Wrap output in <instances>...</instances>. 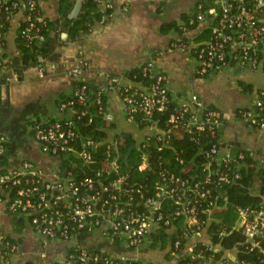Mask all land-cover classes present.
<instances>
[{
	"label": "trees",
	"instance_id": "obj_1",
	"mask_svg": "<svg viewBox=\"0 0 264 264\" xmlns=\"http://www.w3.org/2000/svg\"><path fill=\"white\" fill-rule=\"evenodd\" d=\"M199 1L203 3L201 8L197 4ZM256 1L246 0L248 6H254ZM71 4L72 0H59V12L64 14ZM101 4L102 0H84L79 15L71 20L68 33L75 37L81 32L91 31L97 21L102 19L105 14L112 12L111 6L103 9ZM212 4V0H198L189 11L183 12L181 21L173 19L164 22L161 25V30L163 32L177 31L179 38L174 41L175 46L190 49L197 57L198 46L195 47L191 44L213 39L215 37L213 25L218 22L220 17L205 16L204 18L208 19L207 25L194 37H189L186 32L196 28L202 21L198 17L200 9L205 14ZM215 6L217 9L220 8L218 4H215ZM17 11L18 7H11L10 9L5 7L0 11V30L3 32L0 37L1 44H5V33L11 26L12 19ZM33 18L36 25L41 28L40 32L44 33L46 38L52 30L58 27L59 19L45 15L41 5H37ZM27 24L28 21L23 17L17 35L18 47L23 53L22 57L25 63L31 61L45 49L44 45L39 43L35 37H28L22 33ZM147 62L133 67L129 73L131 82L121 84L119 88L121 97L135 93L134 98L138 104L137 109L133 111L130 110L131 104L125 106L126 120L130 123L132 129L130 131L117 129L116 117L114 116L113 119L108 120L104 115L103 111L109 110L107 91L102 90L101 87L95 86L93 83L82 80L88 84L85 100L83 102L76 100L71 108L68 107L64 111L65 116L75 119V130L77 131L76 138L71 144L77 150L70 149L64 153L61 159V166L66 171V175L71 171V176L77 182H80L86 176L98 178L97 172L101 170L106 162L104 151L106 150L108 137L112 134L120 141L121 167L119 172L108 173L105 171L104 176L108 174L106 180L114 179L119 175L124 176L121 190L116 191L121 196L119 199L122 205H125V201L133 196L131 205L128 207L133 210L148 211L146 200L149 197L157 196V185L159 183L178 190L183 187L185 198L190 199V206L196 208L198 224L194 225L193 229H196L198 225L205 227V233L210 239V244L217 248L215 250L204 242H197L193 249L194 256L181 255L176 258L177 264H264V237L258 239L259 245L257 247H251L246 235L243 233V229L237 226L241 210H245L246 215L252 218L255 213L264 208V163H261L248 150L242 148L234 149V158L230 159L229 162L225 163L219 160L218 153L212 152L211 149L214 144L218 146L227 145L222 140L220 126L215 128V134L213 135V128L208 123H205L201 128L194 125L188 128L181 121L178 123L169 121L170 114L176 112L186 101L178 102L173 97L169 85L165 109L159 110L157 107H153L151 110L144 109L141 105L142 93H147L156 79L152 71L145 73L144 67ZM227 66H234V59L229 54L225 56L224 65L221 69L212 68L205 74H199L208 76L221 71ZM239 83L245 91L253 89L252 83L242 80ZM257 91L264 101V87L258 88ZM73 93L62 97L59 105L63 100L73 97ZM250 106H239L237 114L242 117V110ZM213 108L221 110L212 103L206 104V110L202 113V116L207 110ZM254 108L258 109L256 105H254ZM261 111L264 114V107ZM131 115L133 118L129 120L128 116ZM221 118L224 122L223 112ZM37 121L39 120H36L33 124V130ZM150 125H155L161 131L167 130L165 135L168 136L161 138V132L151 135L144 134L140 137L133 134L135 130L141 131ZM170 128L171 130L168 132ZM86 137L101 141L94 153L96 160L91 163L84 161L79 155V151L84 148L83 140ZM132 144H134V147L129 151ZM240 152L243 153V157H239ZM144 155L148 158V166L141 170L137 166ZM208 163H210L209 166ZM8 166L5 156L0 155V175L5 173ZM223 174H226V179H220ZM172 175L178 177L179 180L176 181ZM116 192L114 193L117 194ZM176 197L177 195L171 197L168 193L161 194L159 211L164 215V219H169L170 223L166 224L163 219L148 237L151 248L165 251L167 253L166 257L170 261L175 256L173 252L180 253L182 251L188 241L187 236L191 233L187 227L186 217L176 214V211L182 207L175 202ZM7 210L13 217L15 231L18 233L23 232L28 224L34 229L32 215ZM177 241L180 242L178 248L175 247ZM20 242V238L6 237L3 243L4 254L10 255L16 252ZM89 250L99 253L97 264H104L103 260L110 258V256L113 258V254L108 253V251L92 248H89ZM229 250H236V262L226 256V251ZM68 253L75 254L76 249L71 248ZM27 264L35 263L28 262ZM72 264H80V262L75 260Z\"/></svg>",
	"mask_w": 264,
	"mask_h": 264
},
{
	"label": "crops",
	"instance_id": "obj_2",
	"mask_svg": "<svg viewBox=\"0 0 264 264\" xmlns=\"http://www.w3.org/2000/svg\"><path fill=\"white\" fill-rule=\"evenodd\" d=\"M198 0H110L112 12L105 14L89 32L73 37L68 27L73 18L70 13L75 0L64 14L59 12V0H41L44 14L59 19L58 27L42 42L45 49L28 63L18 47L22 13L12 19L5 33V44H0V136L6 145L5 159L9 166L17 165L23 158L36 161L47 177L60 167V160L43 151L36 140L33 124L36 120L60 117L59 101L73 92L76 79L70 73L74 65L81 66L79 78L106 88L109 110L116 117V128L132 130L126 120L124 102L116 86L108 85V78L116 77L118 84L131 82L129 73L135 66L152 60L168 74V85L178 101L189 100L193 93L206 104H214L224 113L222 140L233 149L248 150L264 163V131L249 125L237 114L239 106H246L264 87V73L239 66H227L208 76L198 73V59L190 49L174 44L179 38L175 30L163 32L161 25L189 11ZM106 8L105 3L101 4ZM208 23L204 19L196 28L186 32L196 36ZM253 84L245 91L239 81ZM134 131V130H133ZM147 132L135 130L142 136ZM13 217L5 202H0V264H46L65 260L71 244L64 241H46L28 224L23 232L15 231ZM20 238L16 252H3L6 237ZM201 239L209 243L204 233ZM82 244L92 249H105L115 254H126L156 264H171L166 252L152 249L149 242L128 248L122 241L104 237L82 235ZM236 250L226 251L235 260Z\"/></svg>",
	"mask_w": 264,
	"mask_h": 264
},
{
	"label": "built area",
	"instance_id": "obj_3",
	"mask_svg": "<svg viewBox=\"0 0 264 264\" xmlns=\"http://www.w3.org/2000/svg\"><path fill=\"white\" fill-rule=\"evenodd\" d=\"M102 3H105L107 7L111 6L110 0H102ZM212 3L205 14L200 9L198 17L202 21L205 16L220 17L218 22L213 25L215 37L191 44L195 47L198 46V73L205 74L212 68L221 69L224 65V58L228 54L234 59V66L244 67L248 70H261L264 73V0H257L254 6H248L246 0H212ZM197 4L199 8L203 6L201 1ZM215 4H218L220 8L217 9ZM37 5H41V0H0V11L5 7L7 9L18 7L17 13L21 12L22 17L28 21L22 33L28 37H35L40 43L46 37L44 33L40 32L41 28L36 25L33 18ZM2 35L3 32L0 30V37ZM144 71L145 73L152 71L156 79L148 92L142 93L141 105L146 110H151L153 107H157L159 110L165 109L168 74L160 70L152 60L147 62ZM80 72L81 66L78 64L70 68V73L76 79L74 96L61 102L59 105L60 117L53 121L39 120L34 126L36 140L41 144L43 151L60 160V167L54 173L52 172L51 177H47L39 164L30 158H23L19 164L8 166L5 173L0 175V202H5V206L10 211L32 215L33 227L41 238L46 241H64L71 244V248L76 249V253H68L65 260H55L46 264H72L75 260L80 264H97L99 253L90 251L86 245L82 244L80 240L82 235L90 237L98 235L109 240L122 241L128 248L142 246L149 242V235L164 219V215L159 211L161 194L168 193L171 197L177 195L175 202L182 207L176 211V214L186 217L187 227L191 232L187 236L188 241L182 251L180 253L173 252L175 256L171 264H177L176 258L179 256L193 255L196 243L204 242L201 237L206 232L205 227L199 225L193 229L194 225L198 224L196 208L190 206V199L185 198L183 187L178 190L159 183L157 196L149 197L146 200L148 211H138L128 207L131 205L133 196H130L131 199L126 200L125 205H122L119 199L121 196L116 191L121 190L124 176L119 175L111 180H106L108 174L104 176L105 171L108 173L119 172L121 167L120 141L112 134L108 137L104 151L106 162L97 172L98 178L86 176L77 182L71 176V171L66 175V171L62 168L61 159L64 153L70 149L77 150L71 145L77 135L75 119L65 116L64 111L68 107L71 108L76 100L83 102L86 98L88 84L79 78ZM116 81V77L111 76L108 78V85L116 86L120 91L121 84ZM101 88L106 90L104 87ZM134 94L121 97L124 106L131 104V111L136 110L138 105ZM249 105L251 106L242 110V118L249 125L264 131V114L261 111L264 101L258 91ZM254 105L258 109L254 108ZM205 110L206 103L197 93H193L182 107L170 114L169 121L172 123L181 121L188 128L191 125L201 128L205 123H208L211 124L214 135L215 128L223 123L222 110L209 109L202 116ZM103 112L108 120L113 119L114 114L110 110ZM132 118V115L128 116L129 120ZM146 129L145 135L161 132V138L168 136L165 135L167 130L161 131L155 125H150ZM170 130L171 128L168 129V132ZM100 143L99 140L86 137L83 140L84 148L79 151V155L86 162H94L96 160L94 153ZM5 151L4 138L0 136V155H3ZM211 151L217 152L218 159L225 163L234 158V149L227 145L214 144ZM239 157H243L242 152L239 153ZM209 165L210 163H208ZM147 166L148 158L144 155L137 167L142 170ZM172 177L175 176L172 175ZM226 178V174L220 176V179ZM175 180L178 181L179 178L175 177ZM164 220L166 224L170 223L169 219ZM237 223V226L243 229L250 246L257 247L258 239L264 237V208L255 213L252 218L246 215L245 210H241ZM204 243L217 250L210 242ZM179 246L180 242L177 241L175 247ZM94 250L107 251L104 249ZM108 253L113 254L112 257L117 259L110 256L103 260L104 264H150L148 261L126 254H115L110 251ZM232 261L236 262L237 258Z\"/></svg>",
	"mask_w": 264,
	"mask_h": 264
},
{
	"label": "water",
	"instance_id": "obj_4",
	"mask_svg": "<svg viewBox=\"0 0 264 264\" xmlns=\"http://www.w3.org/2000/svg\"><path fill=\"white\" fill-rule=\"evenodd\" d=\"M83 1L84 0H75V3L70 11V13L68 14V16L70 18H75L79 15L81 9H82V6H83ZM224 128V123H221L220 124V130H223ZM134 147V144L131 145V147L129 148V151ZM64 173V171H63Z\"/></svg>",
	"mask_w": 264,
	"mask_h": 264
},
{
	"label": "rangeland",
	"instance_id": "obj_5",
	"mask_svg": "<svg viewBox=\"0 0 264 264\" xmlns=\"http://www.w3.org/2000/svg\"><path fill=\"white\" fill-rule=\"evenodd\" d=\"M168 79H169V78H168ZM133 134L136 135L134 132H133ZM137 136H139V135H137ZM139 137H140V136H139Z\"/></svg>",
	"mask_w": 264,
	"mask_h": 264
}]
</instances>
